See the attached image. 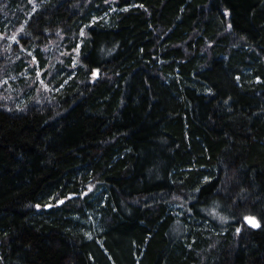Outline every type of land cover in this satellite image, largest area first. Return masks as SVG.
Returning a JSON list of instances; mask_svg holds the SVG:
<instances>
[{
    "label": "trees",
    "instance_id": "obj_1",
    "mask_svg": "<svg viewBox=\"0 0 264 264\" xmlns=\"http://www.w3.org/2000/svg\"><path fill=\"white\" fill-rule=\"evenodd\" d=\"M0 33V264H264V0H0Z\"/></svg>",
    "mask_w": 264,
    "mask_h": 264
},
{
    "label": "rangeland",
    "instance_id": "obj_2",
    "mask_svg": "<svg viewBox=\"0 0 264 264\" xmlns=\"http://www.w3.org/2000/svg\"><path fill=\"white\" fill-rule=\"evenodd\" d=\"M31 4H32V7L35 8L37 7L36 3L30 1ZM14 36H8L7 34H2L0 33V39H4V40H7L10 44H12L14 42L15 39H13ZM21 47V46H20ZM22 52H24L25 50H27L25 47H21L20 49ZM27 52L29 53V51L27 50ZM73 53V54H72ZM72 60H71V64L73 66H75L76 62H77V55H78V50L75 49V50H72ZM59 62V61H58ZM31 65H34V61L31 60V62H29L27 65H25L26 68H24L23 72H22V76L24 78H28V85L29 87H33L34 84H36V86H39L41 88H45V90L48 92L50 91L52 88H51V85L48 83L47 81V75H45V78H43V72L44 70L46 71V69H43V68H40V67H37V69H35L34 71V77L30 74V71H29V66ZM10 82V79L9 78H5L4 76L3 77H0V89L4 88L5 90L6 89H9L11 90L12 89V85L10 86L9 84ZM38 88V87H37ZM6 92V91H4ZM3 99H7V97L3 94H0V100H3Z\"/></svg>",
    "mask_w": 264,
    "mask_h": 264
},
{
    "label": "snow or ice",
    "instance_id": "obj_3",
    "mask_svg": "<svg viewBox=\"0 0 264 264\" xmlns=\"http://www.w3.org/2000/svg\"><path fill=\"white\" fill-rule=\"evenodd\" d=\"M13 39H15V37H13ZM60 203H63V201H60ZM39 207V205L37 206ZM245 219L250 223L252 224L253 226H259L257 224V222L255 221V218H252V217H245Z\"/></svg>",
    "mask_w": 264,
    "mask_h": 264
},
{
    "label": "water",
    "instance_id": "obj_4",
    "mask_svg": "<svg viewBox=\"0 0 264 264\" xmlns=\"http://www.w3.org/2000/svg\"><path fill=\"white\" fill-rule=\"evenodd\" d=\"M249 217H252V216H249ZM252 218H254V217H252ZM255 221L257 222V224L259 225V223H258V221L256 220V218H255ZM245 222H246V224L248 225V226H250V227H252V228H258L259 226H253L252 224H250L246 219H245Z\"/></svg>",
    "mask_w": 264,
    "mask_h": 264
}]
</instances>
